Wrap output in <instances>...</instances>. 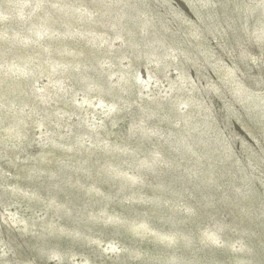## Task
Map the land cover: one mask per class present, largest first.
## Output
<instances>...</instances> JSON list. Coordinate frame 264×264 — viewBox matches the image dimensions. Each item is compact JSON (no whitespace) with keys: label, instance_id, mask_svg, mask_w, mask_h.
<instances>
[{"label":"rangeland","instance_id":"1","mask_svg":"<svg viewBox=\"0 0 264 264\" xmlns=\"http://www.w3.org/2000/svg\"><path fill=\"white\" fill-rule=\"evenodd\" d=\"M0 264H264V0H0Z\"/></svg>","mask_w":264,"mask_h":264},{"label":"trees","instance_id":"2","mask_svg":"<svg viewBox=\"0 0 264 264\" xmlns=\"http://www.w3.org/2000/svg\"><path fill=\"white\" fill-rule=\"evenodd\" d=\"M254 249L257 251L258 250V246L257 244L254 245Z\"/></svg>","mask_w":264,"mask_h":264}]
</instances>
